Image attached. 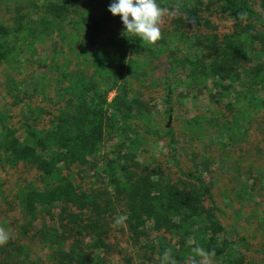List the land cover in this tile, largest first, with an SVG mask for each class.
<instances>
[{
    "label": "trees",
    "instance_id": "16d2710c",
    "mask_svg": "<svg viewBox=\"0 0 264 264\" xmlns=\"http://www.w3.org/2000/svg\"><path fill=\"white\" fill-rule=\"evenodd\" d=\"M112 2L61 0L48 4L53 21L69 24L70 31L59 27V38L64 40L69 34L71 41H81L83 46L76 51L80 68H72L68 57L61 62L52 59L60 98L47 126L29 121L23 124V133L17 134L0 111V162L11 167L27 164L35 174L15 193L27 219L18 226L27 232L39 213L53 219L51 224L39 226L36 233L49 251L45 253L47 264H115L106 254L110 253V239L116 235L111 222L113 206L120 202L127 245L143 264H161L166 249L178 264H185L194 246L214 252L212 259L220 264H246L245 256L225 234L210 182L202 171L181 165L173 154V144L171 166L176 179L168 176L155 158L147 163L137 160L139 128L132 121L147 110L132 85L140 66L138 57L149 56L147 61L161 81L166 113L170 114L174 107L171 77L178 64L187 77L201 80L210 75L221 89L214 99L216 111L212 112L220 114L222 97L225 92L236 91L241 61L255 43L261 45L260 55L264 56V0H157L170 10L169 31L174 41L186 44V52L176 49L178 55L175 49H157L126 32L121 17L108 10ZM240 13H246L243 19ZM219 17L232 22L230 34L220 36L211 30ZM103 24L109 27L107 33ZM36 32L32 39L38 38ZM17 39L18 30L0 21V64L14 59ZM255 68L251 79L258 76L262 83L264 63ZM253 71L251 66L244 69L246 75ZM36 91L32 88L29 98ZM111 91L114 94L108 99ZM234 103L228 102L227 110ZM43 111L45 108L29 104L31 116L40 119ZM237 119L232 118L234 123ZM191 120L198 121L195 116ZM165 129L167 135L173 134L171 127ZM115 139L119 148L114 147L115 142L111 151L103 153L104 141L112 143ZM169 140L175 142L173 136ZM96 156L102 157L98 168L108 181L110 193L83 188L70 171ZM190 238L193 245L186 243ZM25 249L9 240L0 246V264H44Z\"/></svg>",
    "mask_w": 264,
    "mask_h": 264
},
{
    "label": "rangeland",
    "instance_id": "374dc122",
    "mask_svg": "<svg viewBox=\"0 0 264 264\" xmlns=\"http://www.w3.org/2000/svg\"><path fill=\"white\" fill-rule=\"evenodd\" d=\"M55 1L61 0H0V21L12 30L17 29L20 38L17 39L14 59L0 64V111L6 114L10 126L18 130L17 134L23 133V124L29 121H36L39 127L47 126L56 110L54 105L57 106L60 93L56 80L58 72L52 59L61 62L68 57L72 59V68H80L76 65L81 62L76 51L83 44L81 41H71L69 34L64 40L59 38V27L66 31H70V28L68 23L53 21L48 4ZM170 18V15L162 18L163 38L151 45L157 49L181 48L186 52V44L175 42L171 36ZM102 28L105 30L106 26L103 24ZM233 28L232 22L219 17L211 30L223 36L230 34ZM106 29L105 33L109 27ZM35 32L38 38L32 39V33ZM260 47L259 43H255L254 49L241 61L238 69L240 78L235 82L236 91L224 93L220 114L212 112L215 110L214 99L220 96L218 93L221 89L212 82L210 75L201 80L187 77L178 64L177 72L172 73L171 77L174 82V107L170 114L166 113L161 81L152 71V64L147 61L149 56L138 57L140 66L133 76L132 85L138 90L139 97L141 95L143 109L146 107L147 110L143 117L132 121L139 128L135 150L137 160L147 163L155 158L165 173L176 179L177 174L171 166L174 157L170 144H173V154L181 165L202 171L210 182L225 234L245 256L246 264H264V81L261 83L258 76L251 79V75L257 71L256 65L264 63ZM177 50L178 55L180 52ZM168 52L165 51L163 56ZM249 66L255 71L246 75L244 69ZM34 87L37 93L31 99L29 93ZM238 92L239 97L236 99ZM113 94L114 91H111L108 99ZM233 101L236 103L227 110L228 102ZM29 104L45 108L39 113L40 119L36 115L31 116ZM194 116L198 121L191 120ZM234 116L238 118L237 123L232 120ZM168 127L173 129L170 136L165 129ZM171 136L174 137V143H170ZM113 143L116 149L119 148L118 140L112 143L105 140L103 153L111 151ZM101 158L90 157L88 164L74 165L70 171L83 188L107 190L110 193L108 181L98 168L102 163ZM33 177L35 174L27 164L11 167L0 162V228L9 235V240L26 246L25 252L33 259L47 264L45 253L49 251L36 233L39 226L45 222L51 224L53 219L46 213H39L27 232L23 233L18 226L27 219H24L19 209L15 193ZM122 209V203L116 202L112 224L115 217L123 216ZM121 227L113 226L116 235L110 239V253L106 254V258L115 264H143L138 253L127 245ZM212 264L220 262L212 259Z\"/></svg>",
    "mask_w": 264,
    "mask_h": 264
},
{
    "label": "clouds",
    "instance_id": "9594fccd",
    "mask_svg": "<svg viewBox=\"0 0 264 264\" xmlns=\"http://www.w3.org/2000/svg\"><path fill=\"white\" fill-rule=\"evenodd\" d=\"M108 10L114 15L121 17L122 23L125 26L126 32L140 38L146 44H154L163 38L161 28L162 18L165 15H170L168 8L162 7L157 3V0H113L109 5ZM243 19L246 13L239 14ZM125 222V217L118 215L114 218L113 226H122ZM9 235L3 228H0V246L7 244ZM193 245V240L190 238L187 242ZM193 255H190L185 264H212L214 252H208L202 247H192ZM197 257H200L197 260ZM161 264H178L171 257V250L166 249L163 253Z\"/></svg>",
    "mask_w": 264,
    "mask_h": 264
},
{
    "label": "water",
    "instance_id": "95a60500",
    "mask_svg": "<svg viewBox=\"0 0 264 264\" xmlns=\"http://www.w3.org/2000/svg\"><path fill=\"white\" fill-rule=\"evenodd\" d=\"M169 124L167 123V126H168Z\"/></svg>",
    "mask_w": 264,
    "mask_h": 264
}]
</instances>
